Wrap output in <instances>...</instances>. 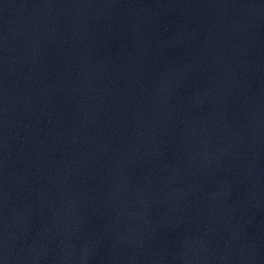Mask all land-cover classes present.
I'll use <instances>...</instances> for the list:
<instances>
[{"label":"water","instance_id":"water-1","mask_svg":"<svg viewBox=\"0 0 264 264\" xmlns=\"http://www.w3.org/2000/svg\"><path fill=\"white\" fill-rule=\"evenodd\" d=\"M0 264H264V0H0Z\"/></svg>","mask_w":264,"mask_h":264}]
</instances>
